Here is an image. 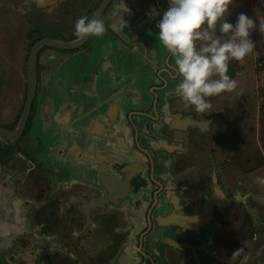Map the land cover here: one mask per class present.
I'll list each match as a JSON object with an SVG mask.
<instances>
[{
	"label": "flooded vegetation",
	"instance_id": "1",
	"mask_svg": "<svg viewBox=\"0 0 264 264\" xmlns=\"http://www.w3.org/2000/svg\"><path fill=\"white\" fill-rule=\"evenodd\" d=\"M161 6L170 5L157 0L160 15L153 19L149 11L129 17L144 26L132 34L138 50L106 30L105 43L68 51L77 60L62 70L59 84L51 81L53 56L45 70L38 64L39 88L47 90L36 93L16 142L19 154L10 141L0 143V225L18 227L27 208L37 228L15 235L7 264H76L77 244L90 256L78 264H231L233 209H257L255 195L264 197L254 182L248 188L233 182L226 173L232 157L217 152L226 134L239 132L242 102L222 93L201 114L176 96L175 58L158 39ZM262 47L243 62L230 61L228 74L238 85L262 72ZM25 101L26 93L15 122L0 126L15 128ZM215 180L225 203L210 208ZM237 194L247 207L227 206ZM184 217L182 226L168 221ZM259 233L252 232V242Z\"/></svg>",
	"mask_w": 264,
	"mask_h": 264
},
{
	"label": "rangeland",
	"instance_id": "2",
	"mask_svg": "<svg viewBox=\"0 0 264 264\" xmlns=\"http://www.w3.org/2000/svg\"><path fill=\"white\" fill-rule=\"evenodd\" d=\"M119 1L121 0H114L113 4ZM99 2L100 0H0V14L4 17L5 14H7L6 17L13 14L18 19V21H15L13 18L14 21L11 20L5 27L0 26V32L6 33L4 41L0 37V53L3 51L8 53L7 51L10 50L11 52L9 51L8 55L16 56L20 52V48L25 46V52L29 54L32 43L39 37L64 41L73 40L76 38L74 35L75 21L83 15L90 17ZM146 2L147 5L144 7ZM136 3L139 11H150L153 8L152 3L155 4V0H137ZM113 4L108 7V10H111ZM234 10H239L241 13L253 18L257 25L259 21H264V0H234L230 11ZM15 23H18L17 27H15ZM24 34L26 39L23 40L22 35ZM251 39L256 43V48L259 49L263 46L264 53V33L257 29L251 33ZM106 40V36H101L95 44L100 45L105 43ZM9 46H11V49L8 48ZM51 49L53 48L44 49L40 55L41 61L39 60V63H41L42 70H45L46 65L51 62ZM57 51L58 55H62V58L57 59L54 56L55 64L58 61L62 62L63 65H67L69 62H64L63 52ZM64 55H68V52H64ZM63 69L65 67L62 66L61 72L53 70L55 79L52 82L59 84L60 79L65 77ZM71 70H76L77 74L75 76L80 77L76 63H72ZM254 74L250 79L251 84L248 83L245 86L243 82L239 83L238 90H242L243 94H237L238 90L228 94L232 97V101L233 97L236 96L242 102L241 109L238 110L237 105L236 113L240 130L237 134L234 131L232 135L226 134L221 143L224 148L222 150L220 148L217 152L219 155L222 153L221 157L223 159L226 154L232 157L233 165L231 167L233 169L231 168L226 173H231L230 178L233 182L238 178L244 180L243 183H246L247 188L254 182L262 190L264 196V67L260 74ZM1 81L2 78L0 77V83ZM41 87L43 86L41 85ZM46 88L47 86L42 89L39 88V93L45 92ZM55 90L56 88L51 89V91ZM11 97L12 95L9 96V98ZM9 128L13 129L14 127L10 126ZM234 138H237L234 140L235 143H240L238 146L234 145V141L232 143ZM13 150L11 152L15 155L16 153ZM253 203L257 204V209L250 210L248 208V211L244 213H242V209H233L231 222L232 254L239 248H243L244 252L238 256L232 255L231 264H241L245 253L250 254L246 264H264V235L261 236L259 233L260 239L256 243L252 242L251 236L254 231L261 230L264 232V197L259 194L255 195ZM1 204L0 202V207ZM13 230V224L0 225V234L8 236L13 233ZM75 246V251L78 254L74 259L76 264L80 262L89 263L90 256L88 253H84L79 244ZM4 258L5 255L1 254L0 248V264H7Z\"/></svg>",
	"mask_w": 264,
	"mask_h": 264
},
{
	"label": "clouds",
	"instance_id": "3",
	"mask_svg": "<svg viewBox=\"0 0 264 264\" xmlns=\"http://www.w3.org/2000/svg\"><path fill=\"white\" fill-rule=\"evenodd\" d=\"M234 0H169L156 25L160 44L175 58L179 83L175 94L185 105L197 113H209L213 105L209 98L222 93L237 92L239 85L229 76L230 61L243 62L256 48L251 33H264V21H256L240 13L235 24L227 21ZM147 15L153 19L160 13L152 8ZM106 31L104 20L87 15L80 16L74 25L78 39L99 38ZM215 77V78H214ZM237 94H243L242 90ZM171 118L165 115V120ZM239 248L233 252L238 256ZM250 254L245 253L241 264Z\"/></svg>",
	"mask_w": 264,
	"mask_h": 264
},
{
	"label": "water",
	"instance_id": "4",
	"mask_svg": "<svg viewBox=\"0 0 264 264\" xmlns=\"http://www.w3.org/2000/svg\"><path fill=\"white\" fill-rule=\"evenodd\" d=\"M114 0H102L98 7L95 9L94 13L92 14L91 17L97 16L101 19L104 20L106 30H109L110 32L115 33L117 36L121 37L120 40L122 41L121 43L124 44L126 42L130 46L135 47L137 50L140 45H137L138 41L136 42V37L133 38L132 34L134 31L137 32V30L141 27L143 28L144 26L142 25H135L129 17H134V15L139 11L137 8V3L135 5H130L128 11L126 9L124 11H121L118 7H112L111 10H108V7L113 3ZM128 3H131L130 1ZM126 7V6H125ZM134 32V33H136ZM100 38V37H99ZM98 38L96 37H89L87 39H78L77 37L73 40L69 41H64L61 39H52V38H41L36 40L35 42L32 43L30 52L28 54L27 58V88H26V101L23 107V111L20 117V120L16 127L12 130L7 129L3 126H0V138H3L5 140L10 141L11 145L14 148V151L16 154H19V150L17 148L16 142L19 139V137L23 134L29 116L31 114V110L33 108L34 104V99L36 96V93L39 90V81H38V64L39 60L41 61V51L44 48H53L54 50H60L61 52H68V51H74L77 49L82 48L85 44L87 43H92L93 45L95 44ZM141 42H144L143 40ZM125 45V44H124ZM95 49V47H94ZM43 52V51H42ZM95 54V53H94ZM69 64V63H68ZM67 64V65H68ZM63 65V66H67ZM25 176V174H24ZM219 184L217 183V180H215V193L218 197H221L222 200L218 201V197L215 195L214 197L211 198L212 202H210V208L213 206V204L223 206L220 204H224L225 202L223 201L224 196L223 193H221V190L218 186ZM223 201V202H222ZM227 201L226 204L227 206L240 203L242 207L246 206V201L240 199V195H231L230 199L225 200ZM102 203V202H100ZM244 209V208H243ZM27 208H24L22 214V221L18 225V227H15L13 230V238L15 239V235L17 234H27V235H34L37 234V228L31 227L28 221V214H27ZM204 213L201 215H198L199 217H193L190 218V222L192 223L193 221L195 222L198 218L200 219L203 217ZM179 221H176L175 218H168L169 223H176L178 225H183V221H188V218H179ZM182 221V222H180ZM15 242L12 240L11 246H9V249L7 250V256H9L12 252V248L14 246ZM9 254V255H8ZM10 262V261H9ZM9 264V263H8Z\"/></svg>",
	"mask_w": 264,
	"mask_h": 264
},
{
	"label": "crops",
	"instance_id": "5",
	"mask_svg": "<svg viewBox=\"0 0 264 264\" xmlns=\"http://www.w3.org/2000/svg\"><path fill=\"white\" fill-rule=\"evenodd\" d=\"M101 1V0H100ZM131 3H128V2ZM121 0L115 4H113V8L116 6H120V10L124 11L126 9V11H128L130 7V5H135L137 0ZM157 0H155L156 2ZM164 3H166V5H169V0H162ZM154 5V3H152ZM152 5V7H153ZM126 6V7H125ZM129 6V7H128ZM162 7V6H161ZM162 9L165 11L167 10L164 6L162 7ZM241 12L239 10H234V11H230V14L227 16V21L229 23H233L235 24L238 15ZM7 14H5V17L0 14V26L1 27H5L6 25L9 24V22L12 20V22L15 20L18 21L16 15H8L6 17ZM14 18V20H13ZM12 25V23H10ZM18 26V23H15V27ZM22 30V29H21ZM6 33H1L0 32V37L1 39L3 38L4 41V37H5ZM23 40L26 39V35H22ZM22 40V41H23ZM22 46V45H21ZM25 46H22L20 48V52H18V54L16 56H10L8 55L9 51H7L8 53H5L4 51L2 53H0V77L2 78V81L0 83V124H7V123H13L16 120V117L18 116L21 108H22V103L25 97V93H26V88H27V58H28V53L25 52L24 49ZM8 48L11 49V46H9ZM11 52V51H10ZM79 53V52H78ZM77 54H69V55H63L64 57V62H69L71 64L72 61L77 60ZM51 56H55V58H59L62 55H58V51L56 50H51ZM62 58V57H61ZM56 59V60H57ZM58 62V61H57ZM62 62H58V64H56V66L54 65V68L51 71V81L53 80L52 77H54V72L53 70H59L61 69V67L63 66V64H61ZM61 64V65H60ZM69 65H67L68 67ZM66 67V66H63ZM70 71V70H69ZM76 91V90H75ZM11 98H9V96H11ZM11 99V101H9ZM0 142H5V139L0 138ZM0 172H1V167H0ZM2 186L0 185V188ZM1 190V189H0ZM2 192L0 191V197H1ZM0 236L3 237V234H0ZM10 238H8L7 240L2 239V237H0V248L1 250H5L7 251L9 249V246H11L12 244V239L13 235L9 234L8 235ZM7 255H5V260Z\"/></svg>",
	"mask_w": 264,
	"mask_h": 264
},
{
	"label": "trees",
	"instance_id": "6",
	"mask_svg": "<svg viewBox=\"0 0 264 264\" xmlns=\"http://www.w3.org/2000/svg\"><path fill=\"white\" fill-rule=\"evenodd\" d=\"M41 38H42V37H39L38 39H41ZM38 39H37V40H38ZM42 51H43V50H42Z\"/></svg>",
	"mask_w": 264,
	"mask_h": 264
}]
</instances>
